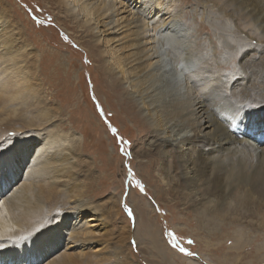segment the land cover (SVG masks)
Masks as SVG:
<instances>
[{"label": "bare ground", "instance_id": "obj_1", "mask_svg": "<svg viewBox=\"0 0 264 264\" xmlns=\"http://www.w3.org/2000/svg\"><path fill=\"white\" fill-rule=\"evenodd\" d=\"M190 1L222 14L243 41L257 43L264 53V0ZM163 2L60 0L69 17L83 29L91 28L96 42L103 41L109 55L108 66L103 67L108 77L120 74L124 84L133 89L129 99L143 109L142 116L138 114L135 119L147 132H153V138L141 152L144 159L136 155V161L152 173L157 171L159 185L153 189L148 182V186L158 210L163 207L171 214V203L161 199L166 195L176 198V203L191 199L201 207L178 219L182 226L215 227L226 221L264 225V137L259 138L261 134L255 142L247 132L251 122L264 123V59L256 62L246 56L236 77L224 75L231 64L213 68L211 63L219 65V60L214 57V63L203 55L205 48H200L193 33L183 28L189 24L186 16L176 10L170 14L167 9L163 11ZM156 11L159 16L150 18ZM127 12L129 15L123 17ZM198 16L193 13V19L209 21L208 16ZM9 28V17L2 7L0 74L4 72L9 83L12 80L11 90L17 87L18 79L21 85L32 84L37 67L29 45L18 43V39L16 44ZM217 28L226 43L240 44L225 34L222 25ZM126 32L129 34L119 38ZM25 51L27 60H23ZM5 82L0 80V91L9 90ZM5 104L3 99L0 116L8 109ZM4 129L0 126V149L9 144L3 139ZM38 139L28 135L10 144L29 151L36 145L34 158L27 162L22 152L18 159L25 167L5 168L4 155L8 152H0V176H4L0 177V264H38L66 241L54 218L63 212L53 208L61 205L56 197L59 187H67L63 179L71 183L77 177V146L62 144L63 139H69L65 136ZM52 200L54 206H50ZM150 206L136 205L137 224L146 233L153 221ZM78 236L73 232L67 241L75 244L72 237ZM65 259L60 255L52 263L68 264ZM164 259L175 264L170 257Z\"/></svg>", "mask_w": 264, "mask_h": 264}, {"label": "rangeland", "instance_id": "obj_2", "mask_svg": "<svg viewBox=\"0 0 264 264\" xmlns=\"http://www.w3.org/2000/svg\"><path fill=\"white\" fill-rule=\"evenodd\" d=\"M162 2L168 14L176 10L186 16L189 24H183V28L193 33L200 48H205L203 55L214 63V57L219 60V65L211 63L213 68L231 64L224 75L236 77L246 56L256 62L264 59L257 43L243 41L233 25L212 8L190 0ZM0 5V11L5 7L9 17L10 35L18 43L29 45L37 67L32 84L21 85L18 79L17 87L11 90L12 80L9 83L4 72L0 74V80L9 83L8 91H0V106L4 99L8 107L0 116V126L5 127L3 139L9 143L0 149L1 153L8 152L4 167H25V163H18L22 152L27 162L34 158L36 145L31 151L20 145L13 147L16 143L10 147L28 135L39 138L38 142L65 136L69 139H63L62 144L76 145L78 151L74 161L79 165L77 177L71 183L63 179L68 188H58L56 200H61V205L53 208L63 212L54 218L56 229L62 230L60 235L66 241L38 264H53V258L60 255L68 264H167L164 257L175 264H264V225L226 221L215 227L182 226L178 219L201 207L191 199L176 203V198L166 195L161 199L171 203V214L163 207L158 210L148 186V182L153 189L159 185L157 171L152 173L136 161V155L144 159L141 152L147 150L153 132H147L135 119L138 114L142 116L143 109L129 99L133 89L124 84L120 74L108 77L104 69L109 58L106 45L95 41L91 28L83 29L69 17L60 0H0ZM193 13L200 18L208 16L209 21L193 19ZM158 16L156 11L150 18ZM219 24L231 40L240 44L226 43L217 30ZM23 60H27V51ZM247 132L250 139L259 142L258 136L264 137V123L251 122ZM142 203L151 205L153 221L148 234L137 224L136 205L143 208ZM50 206H54V200ZM73 232L79 233L78 239L72 237L75 244L67 241Z\"/></svg>", "mask_w": 264, "mask_h": 264}, {"label": "snow or ice", "instance_id": "obj_3", "mask_svg": "<svg viewBox=\"0 0 264 264\" xmlns=\"http://www.w3.org/2000/svg\"><path fill=\"white\" fill-rule=\"evenodd\" d=\"M190 243H191V241H190ZM180 251H182V252H183L184 250H183V249H180ZM188 255H191V253H188Z\"/></svg>", "mask_w": 264, "mask_h": 264}]
</instances>
